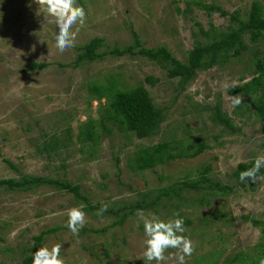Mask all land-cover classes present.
I'll return each mask as SVG.
<instances>
[{
	"label": "rangeland",
	"instance_id": "rangeland-1",
	"mask_svg": "<svg viewBox=\"0 0 264 264\" xmlns=\"http://www.w3.org/2000/svg\"><path fill=\"white\" fill-rule=\"evenodd\" d=\"M194 1L229 13L238 11L243 17L253 3L264 6V0H77L87 18L82 27L74 26L73 30L80 28L75 47L60 53L55 48L57 28L44 23L36 5L29 7L30 0H0V181L22 175L68 180L79 184L95 206L111 207L137 202L144 192L198 178L208 166L212 179L231 188L228 194L188 192L181 200H164L157 212L145 213L163 220L180 214L188 229L184 234L195 246L187 264H259L264 258V181L241 183L234 172L240 163L264 155V121L241 94L242 103L233 107L229 100L235 96L230 92L233 88L222 87L251 79L249 75L241 80L248 75L250 55L198 72L183 89L181 79L168 77L160 65L136 55L107 56L79 68L71 66L80 53L77 46L100 38L101 50L108 51L132 45L134 33L146 47H165L185 62L195 44L205 41L196 36L199 24L205 30L212 25L226 30L232 25L230 17L209 14ZM189 3L192 12L188 13ZM33 64L47 66L29 70ZM111 82L120 90L144 86L154 103L167 109L158 135L138 139L107 117L110 101L107 97L99 101L92 89ZM196 96H202V101L197 102ZM218 105L238 132L225 131L211 120ZM87 123L95 126L98 135L80 142L81 126ZM54 134L67 143L71 136L72 143L57 152L46 151L44 143ZM199 138L209 146L195 158L143 172L132 167L131 160L142 148L162 142L173 147L175 141L194 143ZM203 197L208 204L200 202ZM80 204L84 203L73 195L48 186L29 191L0 186V264L20 263L23 251L36 243L35 237L53 227L60 230L47 235L43 246L61 244L64 264H144L143 224L137 228L136 215L123 226L113 227L115 216L82 209L83 228H109L105 233L73 235L65 227L67 210Z\"/></svg>",
	"mask_w": 264,
	"mask_h": 264
},
{
	"label": "trees",
	"instance_id": "trees-1",
	"mask_svg": "<svg viewBox=\"0 0 264 264\" xmlns=\"http://www.w3.org/2000/svg\"><path fill=\"white\" fill-rule=\"evenodd\" d=\"M197 6L209 11L222 13L225 17H230L232 23L226 30L219 29L212 25L210 29L205 30L199 24V31L196 36L205 38V41H198L192 50L189 51L185 62L178 60L165 47L148 48L146 47L140 36L134 33V42L132 45L116 46L108 51H102L103 40L94 38L92 41L77 46V54L74 63L71 64L74 68H79L84 64H91L96 61L103 60L107 56L123 57L126 55H136L160 65L170 78L181 79L179 85L181 89L185 88L200 71H208L216 66H224L232 60L242 59L243 56L249 54L247 64V74L241 78L244 80L246 76H251L249 81L236 86L230 92L234 95L241 94L247 98V101L254 105L257 116L264 121V6L255 2L252 4L250 11L246 17L241 16L240 12L235 11L229 13L216 5H203L201 2H193ZM190 3L186 12H192ZM46 64H33L29 70L44 68ZM63 66V65H62ZM154 81L153 83H156ZM92 92L97 95L99 101L104 97L110 101L107 108V117L117 123L121 131L129 132L135 135L138 139L151 138L160 133L162 125L167 120L166 108L158 107L148 89L144 86L135 87L131 90L117 89L115 82H111L110 86L102 87L95 86ZM211 120L218 126L223 127L225 131L236 133L238 128L233 124V119L222 110L220 105L214 107L211 114ZM104 128L111 132V129L104 125ZM95 126L87 123L81 126L79 141L85 142L93 140L98 134L94 131ZM71 128L68 132H71ZM69 143L65 140L58 139L54 134L49 140L44 143L46 151L57 152L60 147L67 148L72 143V137H69ZM208 144L201 140L193 142H162L153 147L142 148L135 157L131 160L132 167L138 172L153 170L160 165H164L170 161L177 159H191L202 154ZM174 151V152H173ZM119 161V160H118ZM8 164L11 162L7 161ZM254 161L251 163H240L234 172V176L239 180L240 172L251 168ZM210 167L206 166L200 172L198 178L191 180L186 179L175 182L172 185L158 189L156 191H148L142 194V199L128 204H115L103 214L113 215L117 219L111 226H123L133 216L136 215L138 209L147 211H156L161 207L164 200L175 197L179 200L184 198V193H201L204 192L210 196H216L219 193L228 194L231 188L222 185L219 181L212 179L209 176ZM260 175H264V168H261ZM0 186H6L9 189H17L20 191H29L43 186L52 187L58 192L71 194L77 201H82L86 207L83 209L89 213L100 209L103 205H94L91 200L83 193L79 184H73L68 180L58 178H50L44 176H28L22 175L19 179L1 180ZM155 193L154 195H152ZM202 204L205 202L204 197L200 198ZM224 216V215H220ZM249 219V218H246ZM254 224L259 225L260 222L252 220ZM109 227L102 229L82 228L80 234L86 233H105ZM60 230L59 227L49 228L35 237L36 243L26 248L23 251L21 262L17 264H32L31 253H34L43 246L45 237L51 233ZM79 234V235H80ZM2 238L0 237V242ZM8 252V249H6ZM10 251V250H9ZM259 261V260H258Z\"/></svg>",
	"mask_w": 264,
	"mask_h": 264
},
{
	"label": "clouds",
	"instance_id": "clouds-1",
	"mask_svg": "<svg viewBox=\"0 0 264 264\" xmlns=\"http://www.w3.org/2000/svg\"><path fill=\"white\" fill-rule=\"evenodd\" d=\"M36 5V13H40L44 23H54L57 32L55 34V48L64 53L70 48L75 47L80 28L83 26L87 13L83 6L77 4V0H30L29 7ZM223 88H235V83L229 85L224 83ZM195 91V89H191ZM197 102L202 101V96H196ZM233 107L242 103V97L235 95L229 98ZM261 168H264V155H258L251 168L240 172L239 180L241 183H257L264 181V175H260ZM86 207L80 204L67 210V222L65 227L73 235H78L85 226L86 214L82 209ZM108 209V205H103L97 212V216H102ZM137 228L143 224L144 250L142 258L144 264H187V259L195 252L194 242L184 233L188 231L185 221L179 213H174L173 218L163 220L155 213H145L144 210L136 211ZM15 236V233H13ZM61 244H53L39 247L37 251L31 253L32 264H64L61 257ZM259 264H264V258H260Z\"/></svg>",
	"mask_w": 264,
	"mask_h": 264
}]
</instances>
